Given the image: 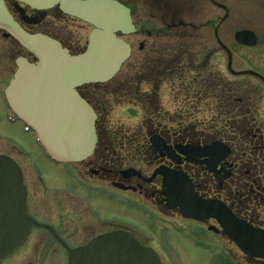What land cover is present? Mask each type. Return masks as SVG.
Masks as SVG:
<instances>
[{"label": "flooded vegetation", "instance_id": "obj_1", "mask_svg": "<svg viewBox=\"0 0 264 264\" xmlns=\"http://www.w3.org/2000/svg\"><path fill=\"white\" fill-rule=\"evenodd\" d=\"M4 1L13 18L25 30L52 37L71 54L80 53L86 47L92 27L65 15L57 6L37 11L16 0ZM117 1L129 9L134 26L132 32L120 37L130 46L125 63L129 61L132 74L124 76L131 80L130 96L135 104H144L142 107L151 113L144 125L145 136L119 140L112 135L101 139L99 147L96 125L94 152L97 148L100 152H93L78 163L62 164L48 159L32 142L39 157L29 164L21 162L24 166L15 160L25 187L29 230L23 242L2 258L0 264H68L73 249L114 230L129 232L140 244L150 247L146 243L152 240L141 224L121 215L99 217L100 211L83 195L103 199L108 192L111 199L125 196L128 197L125 201L130 204L136 201L149 205L151 215L182 218L178 208H167L163 194L165 181L170 188L175 184L179 188L188 181L193 193L201 200L219 202L241 224L264 231V0ZM143 16L147 19L139 22ZM48 17L52 18V23L45 25L50 26L51 31L57 29L62 36L57 21L89 27L83 48L76 47L72 41L66 43L47 30H34ZM222 30L229 33L223 36ZM0 36L18 44L5 37L1 30ZM191 38L197 40L198 54L193 70L188 69L194 72L189 76L181 73L183 65L179 68L174 65L190 58L185 46L187 41L182 40ZM219 51L226 56L222 66L228 73L217 71L221 63L215 56ZM26 56L32 57L27 51ZM105 83L77 88L96 113V124L100 111L106 110ZM114 84L129 95L124 90L127 84L122 80ZM170 107L174 108V114L165 119ZM201 112L213 116L196 122L187 115ZM169 123L174 124L170 125L172 128L168 127ZM219 129L222 131L218 132ZM214 143L222 146L219 154L217 147H211ZM126 146L132 151L130 155L124 150ZM25 148L23 145L24 150L20 147L16 153L23 151V158L31 157L32 153L26 152ZM222 148L226 150L225 154ZM111 151L120 153H109ZM38 160L49 166V171L43 170ZM55 170L58 178L54 176ZM30 186L33 191L28 189ZM129 194L133 196L130 198ZM38 197L53 207L57 221L34 215L30 203L33 199L40 201ZM158 220L161 222L157 224L159 228L174 226L170 221ZM185 220L189 221L178 222L193 225L194 235L205 242L211 255L221 252V258L226 262H229V253L250 262H262L244 255L222 232L216 219ZM107 221H114L115 225ZM106 227L108 229H104ZM75 240L84 241L75 243ZM154 252L159 264L166 262L162 251ZM229 264H233V260Z\"/></svg>", "mask_w": 264, "mask_h": 264}, {"label": "water", "instance_id": "obj_2", "mask_svg": "<svg viewBox=\"0 0 264 264\" xmlns=\"http://www.w3.org/2000/svg\"><path fill=\"white\" fill-rule=\"evenodd\" d=\"M16 1L35 10L58 6L61 12L93 27L85 50L72 55L55 39L24 30L4 0H0V29L35 57V62L22 56L15 59L16 69L4 91L7 105L34 132L52 159L81 162L95 148L96 114L77 87L110 80L129 57L130 47L117 33L134 30L130 11L117 0ZM211 147H217L219 154L222 146L217 143ZM163 186L169 209L178 207L185 218H215L223 233L245 254L264 259V231L241 224L219 202L201 200L188 181L179 188L176 184L170 188L166 181ZM25 195L19 167L11 158L0 155V260L27 236L30 219ZM68 264H159V261L151 248L142 246L130 233L116 230L73 249Z\"/></svg>", "mask_w": 264, "mask_h": 264}, {"label": "rangeland", "instance_id": "obj_3", "mask_svg": "<svg viewBox=\"0 0 264 264\" xmlns=\"http://www.w3.org/2000/svg\"><path fill=\"white\" fill-rule=\"evenodd\" d=\"M147 19V17H142L139 19V22ZM68 21H57L58 30L64 35H60L57 29L55 31H51L50 26H46L45 24H51L52 18H46L45 22L38 26L34 30H47L52 33V35L59 36L64 39V42L68 43L73 42L76 47L84 46L86 42V36L89 31V27H78L76 24L67 23ZM57 32V33H55ZM222 30L223 36L228 34ZM181 41V40H179ZM182 41H187L185 46H187L190 52V58L183 59V63L180 65H174V68H179V66L183 65L184 69H181V73L185 75H192L194 72L189 71L191 68L193 70L195 66V57L198 54L197 49V40L195 38L184 39ZM188 53V52H187ZM20 55H26V51L23 50L18 44L14 41L3 38L0 36V94L2 87H4L9 79L12 77V73L14 72L16 66L14 64L15 58ZM218 58V63L221 65L217 68L218 73H228L227 70L222 66L225 64L226 56L222 52H218L215 56ZM188 59V60H187ZM187 60V62H186ZM216 68V67H215ZM177 72V70H176ZM132 74L131 66L129 61L122 65L120 71L110 80L105 83L103 86V90L105 91V104L106 110H101L98 120H97V131H98V141L97 146L101 144V139H106L109 136H116L117 139H123L122 137H129L130 139L138 138L141 139L145 136V124L147 120L150 119L151 113L147 112L145 108H143L142 104H135L134 100H132V96H130L132 88L130 87L131 80L129 77H124ZM118 77H121L118 79ZM122 80V83L127 84V89L130 91H126L129 95H125V92L119 85L114 84L115 81ZM10 80L8 81L9 84ZM144 89H147V87ZM85 92V91H84ZM99 95H101L100 91H96ZM103 98V96H102ZM146 102V98H144ZM118 104V105H117ZM136 105V107H135ZM170 112L166 114L167 116H171L174 113L172 111L174 108L170 107ZM9 112L4 108L2 101L0 100V154L11 157L14 161L17 160L20 163L25 161V163L29 164L30 161H34L39 157L37 151L34 149L32 142L34 139L32 138L31 133H26L23 130V125L19 121H10V117L8 116ZM187 114L191 115L192 119L195 121H204L209 120L211 113L201 112L196 114ZM163 115V114H162ZM195 116V117H194ZM170 125H174L173 123H169V128H172ZM105 127V128H104ZM222 131V130H217ZM16 146H25L26 152H30L29 158H23L25 155L24 152L16 153V149H19ZM99 148L94 152L97 154ZM128 150V154L132 153L131 149L126 146ZM103 153V152H102ZM108 152L106 151L105 154ZM109 153L118 154L119 151H111ZM23 154V155H22ZM124 154V153H121ZM39 164L42 166L43 170L49 171V166L45 165L43 162L38 160ZM23 166L24 164L21 163ZM59 172V171H58ZM60 173V172H59ZM45 175V174H44ZM48 176V174H47ZM54 176L56 178L59 177L58 173L54 172ZM49 178V176H48ZM96 179V178H94ZM50 181H53L49 178ZM31 191L33 189L28 188ZM80 193V192H79ZM106 193V198H100L96 195L90 197V194L83 195L86 200L90 202V204L97 210L100 211L99 217L101 216H116L121 215L122 217H126L127 219H132L133 221L141 224L147 231L146 235L152 241L146 243L149 245L154 251H162V255L166 257V262L162 264H169L168 260L171 262L170 264H229L233 260V264H258V262H250L247 261L246 258H243L240 255L229 253V262L222 260V253L218 252L211 255L208 252V248L203 240L198 239L196 235H194V227L189 222H178V221H189L182 219L178 216H171V220L174 226L171 228L160 227L157 225L159 221L156 214H149V205H144L140 202L133 201L134 204H130L125 201V198L128 197H119L116 199H111L108 197V192ZM41 194V193H38ZM81 194V193H80ZM42 195V194H41ZM119 196V195H118ZM130 198L133 194L128 195ZM43 197V196H42ZM39 198V197H38ZM40 201L33 199L31 201L32 212L34 215L40 217L41 219L51 218L52 221H57V217L53 216L52 206L48 204V202L39 198ZM155 207H153L154 209ZM156 210V209H155ZM44 213V214H43ZM97 216V217H98ZM165 221V220H163ZM104 229H108L107 227ZM84 240L76 241L75 243H82ZM145 243V242H144ZM86 245V244H85ZM84 246V245H83ZM230 252V251H229ZM234 255V256H233ZM235 262V263H234ZM241 262V263H240Z\"/></svg>", "mask_w": 264, "mask_h": 264}, {"label": "trees", "instance_id": "obj_4", "mask_svg": "<svg viewBox=\"0 0 264 264\" xmlns=\"http://www.w3.org/2000/svg\"><path fill=\"white\" fill-rule=\"evenodd\" d=\"M124 90H125V91H129V90L127 89V87H125ZM113 137H114V136H113Z\"/></svg>", "mask_w": 264, "mask_h": 264}]
</instances>
